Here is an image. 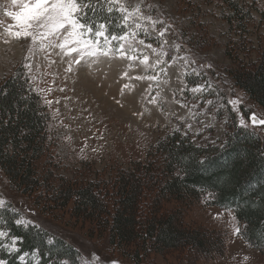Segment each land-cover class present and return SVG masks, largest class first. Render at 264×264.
Masks as SVG:
<instances>
[{"label": "rangeland", "instance_id": "rangeland-1", "mask_svg": "<svg viewBox=\"0 0 264 264\" xmlns=\"http://www.w3.org/2000/svg\"><path fill=\"white\" fill-rule=\"evenodd\" d=\"M109 1L124 14L127 32L120 37L84 27L76 20L73 0H0V78L19 64L26 66L57 127L56 151L67 167L58 175L74 172L95 179V172L109 178L108 166L131 169L128 161L143 160L148 147L167 132L181 128L196 145L220 144L232 111L254 110L264 117L227 72L234 62L226 45L238 36L231 32L224 18L229 11L220 0ZM232 1L250 6L255 20L261 19L264 0ZM140 32L157 44L138 37ZM257 35L250 26L244 36L250 41L247 47L261 53ZM259 53L241 55V61H253ZM139 88L142 102L132 106L129 95ZM85 162L90 169L83 168ZM0 200L18 209L24 221L65 238L87 261L132 264L104 238L91 236L88 223H75L64 213L57 218L39 213L32 198L11 190L2 175ZM184 219L223 236V256L170 251L151 255L145 264H264V253L241 239L233 210L199 200L185 209ZM8 247L16 250V239ZM26 260L22 256L20 261ZM0 264L5 262L0 259Z\"/></svg>", "mask_w": 264, "mask_h": 264}, {"label": "trees", "instance_id": "trees-1", "mask_svg": "<svg viewBox=\"0 0 264 264\" xmlns=\"http://www.w3.org/2000/svg\"><path fill=\"white\" fill-rule=\"evenodd\" d=\"M73 1L76 20L93 33L102 29L111 38L127 32L124 14L109 0ZM220 2L229 11L224 18L231 32L238 36L226 45L234 62L227 72L233 86L264 110V33H259L264 11L256 21L250 6ZM250 26L258 34L261 53L247 47L250 41L244 35ZM137 36L158 42L148 34ZM253 50L259 53L253 61H241V55L247 58ZM28 76L26 66L19 64L0 78V175L11 190L32 198L39 213H64L75 223H88L91 236L104 238L132 264L170 251L221 257L224 237L184 219L185 209L203 200L233 210L241 239L264 253V127L251 126L249 113L232 111L220 144L196 145L188 130L178 128L150 145L143 160L130 159L131 169L108 166L109 178L95 172V179L74 172L58 175L67 167L56 151L57 127ZM186 79L193 83L189 75ZM83 168L90 169V163ZM0 231L5 264H32L33 257L38 264H97L57 233L24 221L8 201L0 200ZM13 239L16 250L8 247Z\"/></svg>", "mask_w": 264, "mask_h": 264}, {"label": "bare ground", "instance_id": "bare-ground-1", "mask_svg": "<svg viewBox=\"0 0 264 264\" xmlns=\"http://www.w3.org/2000/svg\"><path fill=\"white\" fill-rule=\"evenodd\" d=\"M115 66L117 67V63L112 67L114 70L116 69ZM116 95H117V93H116ZM142 98H143V90H141L140 88L139 89H135L129 95V99H130L129 103L132 106H138L142 102Z\"/></svg>", "mask_w": 264, "mask_h": 264}, {"label": "water", "instance_id": "water-1", "mask_svg": "<svg viewBox=\"0 0 264 264\" xmlns=\"http://www.w3.org/2000/svg\"><path fill=\"white\" fill-rule=\"evenodd\" d=\"M248 120L251 126L253 127H263L264 126V117L257 115L254 110H251L248 115Z\"/></svg>", "mask_w": 264, "mask_h": 264}]
</instances>
